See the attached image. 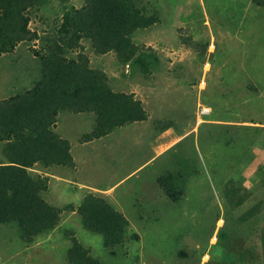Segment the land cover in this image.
<instances>
[{
    "label": "rangeland",
    "instance_id": "obj_1",
    "mask_svg": "<svg viewBox=\"0 0 264 264\" xmlns=\"http://www.w3.org/2000/svg\"><path fill=\"white\" fill-rule=\"evenodd\" d=\"M135 2L158 16L133 35L148 58L123 66L114 53L96 56L83 43L91 67L108 75L114 91L141 100L148 120L83 143L95 116L63 112L56 132L70 141L76 166L34 172L50 177L45 198L58 207L77 208L87 193L104 195L93 188L122 181L111 204L129 220L128 238L139 241L111 253L76 212H66L33 245L21 241L14 225L0 226V264H68L71 231L101 264H237L245 249L258 255L245 264H264V9L254 0ZM85 3L70 0L68 8ZM64 13L49 0L27 12L29 26L52 37ZM41 48L40 41L24 43L0 57V101L32 86L39 72L32 49ZM174 167L197 170L186 174L178 204L157 184Z\"/></svg>",
    "mask_w": 264,
    "mask_h": 264
},
{
    "label": "trees",
    "instance_id": "obj_2",
    "mask_svg": "<svg viewBox=\"0 0 264 264\" xmlns=\"http://www.w3.org/2000/svg\"><path fill=\"white\" fill-rule=\"evenodd\" d=\"M47 1L0 0V57L15 53L24 43L42 44L41 50L32 49L39 62L32 86L0 101V226L14 225L21 241L33 245L39 237L55 231L66 212H76L83 228L101 236L105 249L115 253L129 240L139 241L138 235L128 238L127 217L106 197L92 192L77 208L49 203L45 195L50 190V177L34 170L75 168L70 141L56 132L63 112L95 116L94 127L83 136V143L148 120L141 100L132 93L114 91L108 75L91 67L83 42L90 43L96 56L114 53L123 66L140 63L150 55L135 44L133 35L158 23V16L148 15L135 0H86L81 9H69L70 0H55L65 9L62 24L54 36L42 38L30 28L27 12ZM254 3L264 9V0ZM71 52H77V57H68ZM169 128L164 126L162 131ZM174 168L158 178L157 184L169 201L178 204L185 195L186 174L197 170ZM235 202L238 206L243 203L239 199ZM67 235L71 243L68 264H101L73 231ZM257 256L245 249L237 264Z\"/></svg>",
    "mask_w": 264,
    "mask_h": 264
},
{
    "label": "crops",
    "instance_id": "obj_3",
    "mask_svg": "<svg viewBox=\"0 0 264 264\" xmlns=\"http://www.w3.org/2000/svg\"><path fill=\"white\" fill-rule=\"evenodd\" d=\"M204 83H205V81H204ZM59 122V121H58ZM135 124V123H134ZM133 125V124H132ZM132 125H129V126H132ZM128 127V126H127ZM122 129H124V128H122ZM119 130H121V129H119ZM119 130H116V131H119ZM115 131V132H116ZM114 132V133H115ZM170 133H171V131H170ZM113 134V133H112ZM109 136H111V135H109ZM108 137V136H107ZM107 137H105V138H103L102 140H104V139H106ZM93 142H96V141H93ZM92 142V143H93ZM72 150H73V148H72ZM137 171V170H136ZM52 177V176H51ZM122 181H120L119 183H121ZM119 183H117V184H115V185H113L112 187H109V188H93L94 190H96V191H100V192H102V194H104L103 196L104 197H106L107 199H111V200H114L113 199V193H115V192H111L112 191V189L114 188V187H116ZM118 189V188H117ZM110 200V202L112 203V201ZM118 208V207H117ZM118 210H120L124 215H125V213L120 209V208H118Z\"/></svg>",
    "mask_w": 264,
    "mask_h": 264
},
{
    "label": "built area",
    "instance_id": "obj_4",
    "mask_svg": "<svg viewBox=\"0 0 264 264\" xmlns=\"http://www.w3.org/2000/svg\"><path fill=\"white\" fill-rule=\"evenodd\" d=\"M207 113H208V110H207V109H202V110H201V114L204 115V114H207ZM198 121H199V123H200V122L202 121L201 118H200Z\"/></svg>",
    "mask_w": 264,
    "mask_h": 264
}]
</instances>
